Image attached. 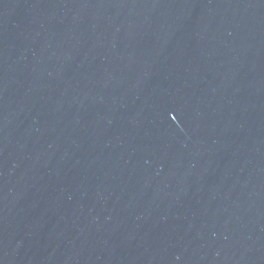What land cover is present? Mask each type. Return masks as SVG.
<instances>
[{"label":"water","instance_id":"obj_1","mask_svg":"<svg viewBox=\"0 0 264 264\" xmlns=\"http://www.w3.org/2000/svg\"><path fill=\"white\" fill-rule=\"evenodd\" d=\"M0 264H264V0H0Z\"/></svg>","mask_w":264,"mask_h":264}]
</instances>
